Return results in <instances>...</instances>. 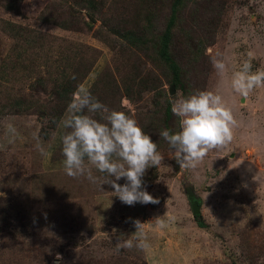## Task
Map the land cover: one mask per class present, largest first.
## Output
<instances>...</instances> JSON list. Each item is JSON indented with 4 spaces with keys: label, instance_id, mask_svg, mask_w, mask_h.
Here are the masks:
<instances>
[{
    "label": "rangeland",
    "instance_id": "obj_1",
    "mask_svg": "<svg viewBox=\"0 0 264 264\" xmlns=\"http://www.w3.org/2000/svg\"><path fill=\"white\" fill-rule=\"evenodd\" d=\"M212 1L227 8L225 26L220 29L215 44L198 61L189 62L191 56L182 60L191 71L185 78L187 90L175 87L176 92L171 95L172 85L166 82L165 86L172 102L201 90L219 92L237 121L233 140L222 148L210 150L194 169H181L173 151L161 148L164 158L156 173L154 166L145 174L156 175L143 180L146 190L159 202L127 205L115 196L111 185L100 186L104 174L93 169V174L100 178L97 183L84 177L72 178L65 173L64 158L54 159L66 130L62 121L67 118V110L54 130H49L33 111L28 115L0 116V196L9 197L8 201L22 198L45 215V220L39 221L27 238L19 241L20 237L16 236L2 237L0 253L7 255L5 264L15 261L96 264L94 259L98 262L105 259L104 264H135L137 260L139 264H264V87L254 89L247 97L231 88L233 74L241 70L245 61L252 64L253 72L264 71V0ZM2 4L0 0V19L24 20L7 12ZM83 14L86 18L87 14ZM25 22L52 39L67 40L81 47L87 59L92 53L86 46L97 50L99 60L82 85L87 89L107 65L117 66L118 54L94 36V30H63L35 19ZM164 23L161 16L158 23L161 30ZM100 26L96 25L95 30ZM57 47L58 41L53 49ZM77 47L73 55L78 59ZM10 48V39L0 31V65ZM212 57L226 63L223 77L212 67ZM43 64L40 62L26 73H19L16 87L26 94L33 91L32 82L45 72ZM14 75L17 78V73ZM34 94L40 100L46 98L44 93ZM153 100V94H148L142 101H126L121 111L141 123L148 115L152 116ZM110 101L106 96L103 104L107 106ZM119 181L126 183L124 178ZM190 186L195 187L199 196L200 214L207 227L199 226L193 214L186 193V187ZM136 220L143 223L149 247L145 250L121 247L118 251L119 241L136 235ZM7 241L9 247L2 248ZM115 255H127L129 260L118 262Z\"/></svg>",
    "mask_w": 264,
    "mask_h": 264
},
{
    "label": "trees",
    "instance_id": "obj_2",
    "mask_svg": "<svg viewBox=\"0 0 264 264\" xmlns=\"http://www.w3.org/2000/svg\"><path fill=\"white\" fill-rule=\"evenodd\" d=\"M54 1V4H49L44 0H3L2 5L7 12L20 15L24 20L0 19V31L11 41L10 51L0 65V116L28 115L33 111L49 130L56 129L73 94L78 86L83 85L100 57L93 46H86L92 53L87 59L81 47L67 40L52 39L25 21L35 19L70 31L94 30V36L109 44L119 59L116 67L107 65L92 83L89 90L93 97L101 103L106 96L110 97L109 110H122L126 101H142L146 95L153 94L155 109L152 116L148 115L139 124L158 144L159 152L161 148L169 149L159 131H178L179 122L172 113V100L165 83L181 91L187 90L185 78L191 71L182 60L191 56L193 59L189 62L193 60L194 63L215 44V38L225 26L223 19L227 8L215 5L212 0ZM83 13L87 14L86 18ZM161 16L165 21L162 30L158 24ZM96 25L101 26L95 30ZM56 41L58 47L54 50ZM76 47L78 59L73 55ZM40 62L44 63L45 72L32 82L35 83L31 84L33 91L26 94L15 85L20 79L19 73H26ZM122 66L126 68L123 70ZM14 73H17V78ZM72 75L76 78L72 79ZM34 92L44 93L46 98H35ZM43 133H46L45 129ZM59 145L54 159L64 158L62 141ZM155 175L149 173L143 180ZM118 183L121 184L120 181ZM8 198L0 196V235H3L0 241L2 237L7 239L9 236L20 237L21 241L29 236L39 221L45 220V215L29 201L22 198L8 201ZM196 220L199 226L207 227L201 214L196 215ZM4 242L1 243L4 245ZM8 247L7 241L2 248ZM5 254L0 253V264L7 262ZM115 258L118 262L129 260L127 255H115ZM104 260L98 262L94 259L96 264H104ZM134 263L139 264V261ZM14 264L21 262L15 261Z\"/></svg>",
    "mask_w": 264,
    "mask_h": 264
},
{
    "label": "clouds",
    "instance_id": "obj_3",
    "mask_svg": "<svg viewBox=\"0 0 264 264\" xmlns=\"http://www.w3.org/2000/svg\"><path fill=\"white\" fill-rule=\"evenodd\" d=\"M210 63L217 75H225L227 65L222 59L212 57ZM260 87H264V71L253 72L248 61L231 79L232 90L243 97ZM171 110L178 118L179 130L162 129L159 135L168 143L181 169L196 168L210 150L222 148L233 140L237 121L219 92L201 90L180 97L172 102ZM67 112V118L62 121L67 129L62 137L66 175L97 183L100 178L93 174L95 169L104 174L100 186L111 185L122 203L159 202L144 187L143 177L150 167H158L164 156L133 116L125 111L109 110L84 86H78ZM10 131L15 130L10 128ZM37 147L44 154L39 144ZM122 178L126 183H118ZM134 224L136 235L119 241L118 251L121 247L141 250L149 247L143 223L136 220Z\"/></svg>",
    "mask_w": 264,
    "mask_h": 264
},
{
    "label": "water",
    "instance_id": "obj_4",
    "mask_svg": "<svg viewBox=\"0 0 264 264\" xmlns=\"http://www.w3.org/2000/svg\"><path fill=\"white\" fill-rule=\"evenodd\" d=\"M175 92H176L175 86L172 85L170 88V94L173 95ZM186 193L188 194V198L191 202L193 214L195 216L199 215L201 212V209H200V203H199V196L197 195L195 191V187L194 186L186 187Z\"/></svg>",
    "mask_w": 264,
    "mask_h": 264
}]
</instances>
